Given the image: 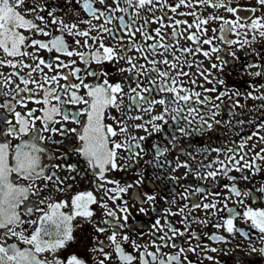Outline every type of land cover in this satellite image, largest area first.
Listing matches in <instances>:
<instances>
[{
	"label": "snow or ice",
	"instance_id": "1",
	"mask_svg": "<svg viewBox=\"0 0 264 264\" xmlns=\"http://www.w3.org/2000/svg\"><path fill=\"white\" fill-rule=\"evenodd\" d=\"M64 2L65 8L58 9L50 7L46 3H36L34 0H0V52L5 57L11 58L0 59V66L29 69L26 76H21L18 71L12 75L18 76L25 86L19 91L33 92L34 95L28 99L43 106L40 109H30L26 115H22L20 112L14 111V106H11L9 101L0 105L10 112H14L15 119V123H13L12 120L5 118L8 127L0 129V137H3V140L0 141V264H89L87 259L77 254H72L64 260L58 256L61 250L66 249L70 243L75 241L74 232L80 225H74L73 222L78 218L94 225L97 233H104L109 227L112 229L108 236V245L100 241L99 246L94 244L90 249L91 252L97 253L96 264H106L107 261L112 260L113 254L119 264H134L137 259L139 264H193L187 254L195 253L197 248L203 252L207 246L202 247L198 243L195 247H179L175 253H165L163 249L177 248L176 238L185 237L186 233L190 231L191 223H203L207 226V221H199L195 218L190 221L189 217L184 215V208L178 206L179 211L177 212H173L171 207L164 209L165 215L162 222L159 215L160 210L155 207L157 194L137 190L145 180L142 173L138 171L139 178L124 185H121L119 180L109 178L110 173L132 169L143 158L141 154L145 153V149L140 142L146 137H136L130 130L137 128L147 132L144 123L135 125L127 123L128 120H143L142 116H129L125 111L117 117L111 115V110L115 109L120 112L125 97L130 102L128 111L133 108L139 109L142 105L147 104L149 107L143 110L150 113L152 106L159 104L164 106L163 113L150 116L148 121L152 125L153 131H162V126L154 121L167 123L165 114L175 113L171 119L187 121L185 127L180 128L179 131L185 135L189 134L188 126L193 121L188 120L187 116H181L183 109L178 102L183 101L188 107L189 114H192L197 110L192 108L189 102L195 97L198 103H204L209 100V97L205 96L204 100L200 101L198 99L201 96L200 92L190 93L183 87L182 82L178 83L179 77L190 75L183 70V66L188 68L193 66V61L187 57L202 54L211 60L215 55L217 62L211 64V69L215 72L203 68L202 61L196 63L199 75L207 83H212L213 81L209 77H214L216 73H224L231 60H239L238 52L254 43L257 35L264 38V15L255 18L242 16L240 13L244 9L231 6L232 0H176L174 4H169L168 0H64ZM256 2L261 8H264V0H256ZM29 3L31 6H28ZM194 4L207 5L214 9L222 8L232 14L235 19H225L222 16L213 15L203 17L197 15L195 11L177 13L179 8L191 9ZM76 5L79 6L78 10L71 13L69 9ZM101 5L103 7H100ZM80 10L87 15V19H79ZM58 11L64 14L57 15ZM158 11L162 15H157ZM168 11L182 16H192L193 23L168 16ZM248 11L254 13L257 9H248ZM41 13L45 14L41 15ZM149 13L151 17H149ZM69 16H71V22ZM166 20L168 23L165 22ZM214 20L221 21L220 27L212 29L213 35L209 36L207 25ZM249 20L250 22H248ZM93 21H97V23H93ZM82 24L87 27L81 29ZM153 24L158 27L153 29L151 27ZM180 25L186 27L181 30ZM166 28H170L171 32H165ZM193 28L195 31H191ZM217 33L219 34L217 35ZM249 33H252L251 40L247 38ZM138 34L140 40L136 39ZM229 34L235 35L237 39H230ZM33 36H42L47 39H36ZM241 36L244 38L240 39ZM67 37H72L71 44ZM79 38H83V43ZM105 38L109 40V43H105ZM180 38L192 42L194 47H179ZM217 39L228 48L233 45H238V47L235 50L226 51L214 43ZM203 45H208V50H204ZM28 49L33 51H28ZM41 50L50 54L55 53L52 58L53 62L50 63L39 56L38 53ZM130 52H135L136 55H128ZM218 53L223 54L216 55ZM62 56L69 58L75 56L85 67L76 66V60L69 59L65 62L61 59ZM156 57H161V59ZM24 58L30 59L32 63H27ZM141 59L151 67L148 68L146 64L140 63ZM121 61L128 67L121 64L116 71L128 73L129 76L121 77L116 82H110L108 77L111 73L102 67L99 71L91 68L93 63L96 65L120 64ZM158 65H165L167 69H161ZM45 68L54 74L49 75L44 71ZM245 68H258L259 71L250 74L255 77L264 76V66L262 65L249 63L245 65ZM36 72L40 73V80L32 78L33 73ZM141 76L144 77V81L140 80ZM87 77H94L96 82L87 83ZM101 77H104L102 81ZM73 78L75 82H73ZM125 79L129 81L127 90L123 84ZM133 79L135 87H132ZM61 80L65 83H60ZM5 82L10 81L6 80ZM145 82L147 86H145ZM192 83L195 84L196 81L193 80ZM216 83L224 85L225 81L217 79ZM29 84H34L35 90L29 88ZM82 89L84 90L83 94H81ZM209 91L215 92L216 87L205 88V92ZM153 93L157 96L161 93L171 95L161 96L157 99ZM4 94L0 92V95ZM227 94V90H225L216 99L220 100ZM236 95L239 96L242 93L237 92ZM36 96L40 98H35ZM248 96L264 100V94L254 96L252 92H249ZM17 102L23 104L22 100ZM79 105L84 107L80 108ZM24 106L26 107V105ZM68 106L77 107L72 109ZM214 107L218 109L220 105ZM37 111H40L41 115H36ZM216 114L213 112V116ZM106 119H111L114 123H105ZM36 121H41L42 128L36 127ZM216 123L218 124L220 121H216ZM68 124L78 127L69 128ZM55 125H59V127H55ZM211 129L212 124L201 116L200 127L192 131L200 133ZM41 132L51 135L45 137L40 134ZM29 133H31L30 136ZM70 133L79 142L71 149V152L82 160L83 168L79 163H61L53 165V167L63 169L65 175L60 176L57 172L46 173L45 166L41 163L46 147L41 145L46 140L51 143H59L52 139V135L59 134L62 137H68ZM126 133L128 137L124 140L115 139ZM253 135H257V133H253ZM25 136L29 138L24 139ZM9 137L19 140V143L13 145L12 139ZM247 139L250 140L252 137ZM260 140L264 141V136L260 137ZM246 144L247 140L239 145V149L243 150ZM121 150L126 151L129 155L121 157L119 154ZM165 151L167 149L157 147V157L163 155ZM229 151L234 150L229 149ZM228 159L230 162L234 161L232 167L219 161L222 167L217 171H209L207 177L215 179L217 175H223L231 181L249 180L248 175L238 178L228 176V173L233 168L240 173H243L245 169L250 170L252 175L260 173L262 169L258 161H264V148L260 152H256L251 160L245 159L243 155L239 160L235 159V155ZM61 160H68L66 153L62 155ZM240 161H243L242 165ZM181 166L189 167L187 164L177 165V167ZM85 176L93 178L91 181L93 190L77 192L69 200L56 202H49L50 197H42L44 189L49 188L50 183L56 187V191L63 192L72 187V183L66 182L75 183L78 177ZM172 179L176 180L177 178L172 177ZM38 180L45 181L43 187L37 185L36 181ZM20 181H27V183ZM224 187L237 197L238 204L245 206L242 213L244 223L250 224L251 228L258 231L261 234V239L264 240V208H253L246 203L247 198H251L255 202L257 199L255 192L264 194V186L257 188L255 192L250 189L242 191L236 183L224 185ZM130 189L133 190L131 198L140 205L139 214L147 215L150 210L157 213V218L153 221L149 233L151 240L144 244L137 243L131 236V233L136 231L131 221L136 217L130 211L128 199H126ZM195 191L203 192L204 189L197 188ZM30 197L38 198L39 204L44 207L36 206ZM240 197L245 199H240ZM181 199H187V196H181ZM108 201L115 205L114 209L109 207ZM166 203L171 206L177 202L173 199L166 200ZM22 207L23 216L20 211ZM131 207H135V205H131ZM184 207L186 208L187 205ZM200 207V204L193 205V208ZM202 207L206 210L216 209L217 212L227 211L229 215L227 218H223V224L213 225L217 229L223 228L229 235H234L237 232L241 236L246 235L235 222L241 213L229 208L227 203L224 204L223 209L217 208V202L205 203ZM97 208L104 211L103 225L105 226H100L101 222L93 219ZM34 212H40L41 215L36 219L23 218L24 216L31 217ZM176 215L183 216L180 221L183 230L177 228L167 219L168 216ZM25 225L32 226V230L29 231L24 227ZM139 235L143 237L145 233L141 231ZM191 237L197 241L200 240L195 232H191ZM208 239L227 243L225 236L215 233ZM170 241L171 244H169ZM125 243L132 246L138 253V257L126 252L123 247ZM105 247H111L113 251L106 252ZM207 250L218 251L215 247ZM252 251H256V249L253 248ZM259 251L264 254V248ZM44 254L51 255L52 259L49 260ZM206 258L213 259L211 256Z\"/></svg>",
	"mask_w": 264,
	"mask_h": 264
},
{
	"label": "flooded vegetation",
	"instance_id": "2",
	"mask_svg": "<svg viewBox=\"0 0 264 264\" xmlns=\"http://www.w3.org/2000/svg\"><path fill=\"white\" fill-rule=\"evenodd\" d=\"M34 2L39 4H47L50 7H57L58 9L65 8L64 0H34ZM169 4H174L176 0H168ZM28 6H31L29 3ZM233 7H238L244 9L240 13L242 16L255 18L257 16L264 15V8H261L257 4L256 0H232ZM100 7H103L102 5ZM79 6L76 5L71 7L69 11L75 13L78 10ZM257 9L256 12H250L248 9ZM167 11V10H166ZM195 11L197 15L207 17L209 15L213 16H222L225 19H235V17L226 12L224 9H214L209 8L207 5H195L193 8L181 7L177 10V13L180 12H190ZM45 13H41L44 15ZM63 12L58 11L57 15H63ZM151 17V14H148ZM157 15H162L161 12H157ZM168 16H172L178 20H187L189 23H193L194 18L192 16H182L170 11L167 12ZM31 18V17H29ZM87 15L80 10L79 19H87ZM69 21L71 22V16H69ZM168 23V21H165ZM250 22V20L248 21ZM97 23V21H93ZM221 21L214 20L210 21L207 25L208 35H213L212 29H219ZM55 27V26H54ZM87 25H81V29L86 28ZM153 29L158 27V25L153 24L151 26ZM181 30L186 26L180 25ZM165 32H171L170 28L164 29ZM191 31H195L193 28ZM243 31V30H242ZM30 35L29 33H25ZM219 33H217L218 35ZM95 35V33H93ZM252 33L248 34V39L251 40ZM36 39H47L42 36H33ZM204 38V37H202ZM230 39H237L235 35L229 34ZM244 37L241 36L240 39ZM69 43L71 44L72 37H67ZM81 42L83 43V38ZM127 39V38H126ZM137 40H140L139 34L136 37ZM105 43H109V40L105 38ZM150 43V41H149ZM214 43L225 49L226 51L235 50L238 45H233L231 48H228L226 45L222 44L218 39ZM179 47H194L192 42L187 41L183 38H180ZM204 50H208V45L202 46ZM81 51H87L86 49H80ZM28 51H33L28 49ZM179 55V53H177ZM223 53H218L216 55H221ZM39 56L45 58L48 62H53L52 58L55 53H48L45 50H41L38 53ZM128 55H136L135 52H130ZM239 60H231V63L225 68L224 73H216L214 77H209L212 79V83H207L197 72L196 63L202 61L203 68L209 69L213 72L215 70L211 69V64L216 63L215 55L213 58L207 59L202 54H197L195 57L188 56L187 58L193 61V66L188 68L183 66V70L190 73L189 76H182L178 78V83L182 82L183 87L188 89L189 92H200L201 96L198 98L200 101L204 100V97H209L208 101L204 103H198L197 98H193L190 101V106L195 108L197 111L189 114L188 107L185 106L183 101L178 102L179 106L183 109L181 116H187L188 120L193 121L191 125L188 126L189 134L185 135L179 131L180 128L185 127L187 121L184 119L172 120L171 116L175 113L165 114L164 121H154V123L162 126V131L154 132L152 125L148 123L150 116H156L163 113L164 106L154 105L152 106V111L146 112L143 109L149 107V105L144 104L141 108H133L131 111H128L129 100L127 97L124 98V104L121 107L120 112H117L115 109L111 110V115L119 117L121 112L127 111L129 116H142L143 120H128L127 123L135 125L144 123L147 128V132L143 129L132 128L130 131L136 136H145L146 139L141 141L142 147L145 149V153H142V159L138 164H135L134 167L130 170H124L120 172H113L109 174V178H114L119 180L121 185L125 183L134 182L139 178L138 171L145 176L144 183L139 185L138 191L155 193L157 194V200L155 202L156 209L160 210V218L163 222L164 209L171 207L173 212L179 211V208H184V215L189 217L191 221L193 218L199 221H207V226L203 223H191L190 231L186 233L185 237H177L176 244L177 248L167 247L163 251L165 253H175L178 251L179 247H195L198 243L203 247L207 246L205 251L201 252L199 248L195 253H188V259L193 262V264H264V254H261L259 251L261 248H264V240L261 239V234L252 229L250 224H246L243 221L242 213L245 206L237 203V197L232 195L224 185H231L236 183V185L242 190H252L255 192L257 188L264 186V161H258L261 166L262 171L256 175H252L251 171L245 169L243 173L236 172L233 168L232 171L228 173V176L241 177L242 175H248L249 180L238 179L237 181H231L227 176L217 175L215 179L207 177L209 171H217L222 165L219 161H223L225 165L232 167L234 161H229V157L235 155V159L239 160L240 156H245V159L251 160V157L256 153L260 152L264 148V141L260 140V137L264 136V100L253 99L248 96L249 92H252L254 96H259L264 94V76L255 77L250 73L259 71L258 68L246 69L245 65L249 63H256L264 66V38H261L257 35L256 41L250 46H246L244 50L238 52ZM161 59V57H156ZM171 58V57H169ZM226 59H231L225 57ZM0 59H11L5 57L2 52H0ZM19 59V58H17ZM27 63H32L28 58H24ZM61 59L67 62L69 59L76 60V66L84 68L85 66L81 64L77 57H61ZM140 63L146 64V62L141 59ZM123 64L124 67L128 65L124 64L123 61L120 64H109L105 63L103 65L92 64L91 68L99 71L101 67L111 73L108 77L110 82H116L120 80L121 77H128V73H119L116 71L120 65ZM146 67L150 68L151 65L146 64ZM161 69H167L165 65H158ZM170 70V69H168ZM19 72L21 76H26L29 69H13L9 66H0V92L5 93L0 95V105L4 104L6 101L11 102V106H14V111L20 112L22 115L30 109H40L43 107L40 104L35 103L33 100L28 99V97L33 96V92H24L19 91L25 86L21 83L20 79L16 75H12L14 72ZM44 71L49 75L54 73L48 72V69L45 68ZM67 71V70H63ZM83 74V73H82ZM33 79L40 80L41 75L39 72L33 73ZM104 77H101V81ZM217 79H223L225 81L224 85L216 83ZM10 81L6 83L5 81ZM141 81H144V77H140ZM195 80L196 83L193 84L192 81ZM73 82H75L73 78ZM87 83H95L96 79L94 77H87ZM60 83H65L63 80ZM129 81L125 79L123 84L127 90ZM145 86H147L145 82ZM216 87L215 92H205V88L211 89ZM29 88L35 90L36 86L34 84H29ZM132 87H135L134 79L132 81ZM227 90V95L221 97L220 100H217L216 97L220 93ZM18 92V95H17ZM242 93V95L237 96L236 93ZM84 93V90H81V94ZM171 94L161 93L157 96L153 93V96L159 99L161 96H169ZM35 98H40L36 96ZM23 101V104L18 103L17 101ZM26 105V107L24 106ZM220 105L217 109L214 106ZM69 108L74 109L77 106H68ZM78 107L82 108L83 105ZM213 112L217 114L213 116ZM36 115H41L40 111L35 113ZM203 116L212 124V129L204 132H194L193 129L200 127V117ZM7 120H12L15 123L14 112H10L8 109L0 107V129H7L8 125L5 122ZM81 119H84L81 117ZM126 119V117H125ZM220 121V123H216ZM243 121V123H240ZM105 123L113 124L114 122L111 119H106ZM36 127L42 128L41 121H36ZM59 127V125H55ZM67 127H78L74 124H68ZM257 133V135H253ZM40 134L48 137L51 135L47 132H41ZM31 133H29V136ZM128 137V134H121L115 139L124 140ZM252 137V139H247ZM28 136H25L24 139H28ZM9 139H12L9 137ZM52 139L58 141L59 143H51L47 140L43 142L41 146L46 147V152L42 154V165L45 166L46 173L57 172L58 175H65L63 169H57L53 165L61 163H79L81 168H83V162L80 158L75 156L71 149L75 147L78 142L73 135L70 133L68 137H62L59 134L52 135ZM3 140V137H0V141ZM247 140V144L243 150L239 149V145ZM13 145L19 143V140L12 139ZM167 149L157 157L156 148ZM233 149L234 151H229ZM218 150V151H217ZM138 151V150H137ZM67 154L68 160L62 161L61 157L64 154ZM121 157H127L129 154L126 151H120ZM241 165L243 161H240ZM187 164L189 167H177V165ZM172 177H176V180H173ZM204 177V178H200ZM92 177H78L75 183L68 181L66 183H72L71 189H66L63 192L56 191V187L50 183L49 188L44 189L42 197H50L49 202H56L59 200H69L71 196L75 195L77 192L93 190L92 188ZM22 183H27V181H20ZM37 185L43 187L45 181L38 180L36 181ZM203 188V192H196L195 189ZM132 189L129 190V194L126 197L130 206V211L133 213V216L136 218L131 221L133 227L136 229L135 232L131 233L133 239L136 240L139 244H144L151 240L149 233L152 229V223L157 218V213L154 211H149V214H139L138 208L140 207L139 203L131 198ZM99 195V194H97ZM181 196H187V199H181ZM257 199L255 202L251 198H247L246 203L248 206L253 208H264V194L255 192ZM228 198L227 200L225 198ZM106 199V198H105ZM176 200V204L171 206L166 203V200ZM240 199H245L240 197ZM30 200L35 202V205L38 207H44V205L39 204V199L36 197H30ZM217 202V208L223 209L224 204L227 203L229 208H232L235 211H239L241 216L237 217L236 224L237 227L244 230L246 235L241 236L240 233H235L234 235H229L223 228L217 229L213 225L216 223L223 224V218H227L229 215L226 210L217 212L216 209H204L202 207L205 203ZM109 207L115 208V205L111 201H108ZM120 203V201H117ZM194 204H200V208H193ZM135 205V207H131ZM187 205L185 208L184 206ZM147 206V205H145ZM179 206V208H178ZM95 207V206H94ZM21 214L23 216V207L21 208ZM68 211V209H65ZM41 215L40 212H34L31 217L24 216V219H36ZM94 220L101 222L100 226L103 225L104 211L102 209H96V215L93 217ZM167 219L174 224L177 228L183 230V225L180 221L183 219V216H168ZM74 225L79 224L80 227H77L74 232L75 241L70 243V245L61 250L58 253V256L64 260L66 257L77 254L80 257H83L88 260L89 264H96L95 257L97 253L90 251L92 246L95 244L99 246V242L103 241L105 245L109 244L108 236L111 234L112 229L109 227L108 230L104 233H97L95 231V226L85 222L84 220L78 218L73 222ZM29 231L32 230V226L25 225ZM127 231V230H125ZM143 231L145 235L141 237L139 233ZM191 232H195L200 240L197 241L192 239ZM223 235L227 239V243L224 242H214L208 239L212 234ZM119 239V237H118ZM14 242V241H9ZM159 243V241H157ZM171 244V241L169 242ZM23 247V245H21ZM126 252L131 253L134 256L138 257V253L132 248L130 244L125 243L123 245ZM215 247L218 249L217 252H211L207 249ZM255 248L256 251H252ZM155 250V249H150ZM106 252H112L111 247H105ZM49 260L52 259L51 255L44 254ZM213 257L212 260H208L206 257ZM101 259L103 257H100ZM106 264H119L115 254L112 256L111 261H107ZM134 264H139V260L134 261Z\"/></svg>",
	"mask_w": 264,
	"mask_h": 264
}]
</instances>
